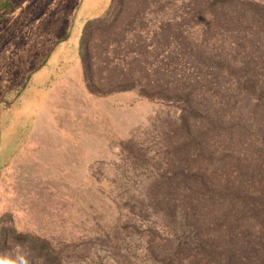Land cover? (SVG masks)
<instances>
[{
	"label": "rangeland",
	"instance_id": "rangeland-1",
	"mask_svg": "<svg viewBox=\"0 0 264 264\" xmlns=\"http://www.w3.org/2000/svg\"><path fill=\"white\" fill-rule=\"evenodd\" d=\"M78 2L0 0V264H194L168 213L186 190L164 179L213 181L231 151L211 123L264 111V0H109L81 34L83 85L48 81L35 107Z\"/></svg>",
	"mask_w": 264,
	"mask_h": 264
},
{
	"label": "trees",
	"instance_id": "trees-1",
	"mask_svg": "<svg viewBox=\"0 0 264 264\" xmlns=\"http://www.w3.org/2000/svg\"><path fill=\"white\" fill-rule=\"evenodd\" d=\"M246 80L253 87L258 84L253 78ZM224 125L228 126L225 144L231 155L218 156L213 181L201 169L180 170L165 178L170 190H186L168 213L181 217V228L189 235L195 233L188 241L195 253L194 264H264V111L228 110L206 132L222 131ZM196 142L205 144L200 132ZM166 197L173 198V193ZM206 229L209 232L204 235Z\"/></svg>",
	"mask_w": 264,
	"mask_h": 264
},
{
	"label": "crops",
	"instance_id": "crops-1",
	"mask_svg": "<svg viewBox=\"0 0 264 264\" xmlns=\"http://www.w3.org/2000/svg\"><path fill=\"white\" fill-rule=\"evenodd\" d=\"M108 2L109 0H79L75 12L69 20V22H72L64 31L59 28L61 20L56 21L59 26L55 27L52 33L57 38H60V41L53 42L56 50L51 52L50 56H46L47 58H45L44 63H41V65L44 64V67L40 68V70L36 69L34 74L37 91H35V95L38 97L34 101L35 107L41 102L39 97L47 95H42V93L46 92L47 86L49 85L47 84L48 81H58L59 83L56 84L59 86L58 88L68 83L71 84V82L78 84L79 81L83 85V66L79 56L81 34L87 22L99 18L104 14ZM38 86H45L46 89L44 88L43 92L40 93L39 90L41 88H37ZM52 96L53 90L51 93Z\"/></svg>",
	"mask_w": 264,
	"mask_h": 264
}]
</instances>
